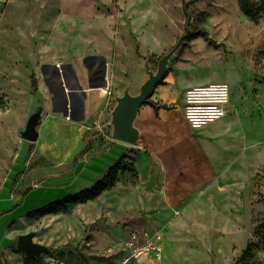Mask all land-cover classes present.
Listing matches in <instances>:
<instances>
[{"label":"rangeland","instance_id":"obj_1","mask_svg":"<svg viewBox=\"0 0 264 264\" xmlns=\"http://www.w3.org/2000/svg\"><path fill=\"white\" fill-rule=\"evenodd\" d=\"M183 1L0 0V264H120L134 232L159 233L164 245L129 264H234L252 241V262L264 264V0H254L256 21L238 0H198L188 12ZM183 35L140 109L138 142L116 140L117 98L139 94L146 63L156 73ZM36 54L37 69L74 58L106 91L85 147L97 167L91 182L122 156L137 175L120 174L98 202L29 220V210L76 191L47 179L23 192L37 166L20 133L41 80ZM155 105L172 109L157 117ZM29 233L49 251L20 250Z\"/></svg>","mask_w":264,"mask_h":264},{"label":"crops","instance_id":"obj_2","mask_svg":"<svg viewBox=\"0 0 264 264\" xmlns=\"http://www.w3.org/2000/svg\"><path fill=\"white\" fill-rule=\"evenodd\" d=\"M37 61L36 54L31 62L36 63V72L40 69L41 80L35 92L30 93L31 99L25 109L28 121L37 107L42 108L37 127L38 138L33 141L31 159L27 162L29 164L36 159L37 166L29 167L26 172V179L22 182L25 189L23 192L31 188L37 189L38 185L47 179H56L50 180L51 183L73 184L76 189L73 193H76L91 187L99 179L91 182L92 176L97 173V167L85 162L89 156L85 152V147L100 116L103 106L101 104L107 99V94L100 90L103 85L96 83L92 78L90 68L84 71L74 58L65 61L61 66L44 61L38 69ZM30 67L33 68L32 65ZM103 73L105 80V70ZM38 77L40 78V75ZM40 163L46 166L44 170ZM95 163L97 165V162ZM62 178L65 182L61 181ZM99 198L78 204L77 207L98 202ZM59 214L62 213L49 215Z\"/></svg>","mask_w":264,"mask_h":264},{"label":"water","instance_id":"obj_3","mask_svg":"<svg viewBox=\"0 0 264 264\" xmlns=\"http://www.w3.org/2000/svg\"><path fill=\"white\" fill-rule=\"evenodd\" d=\"M185 37L186 35H183L174 48L160 59L156 73L150 70L149 62L146 63L149 77L141 86L139 94L133 95L129 90H125L123 96L117 98V104L112 111L113 137L116 140L130 144L138 142L140 130L135 123L140 109L143 105L152 103L151 97L155 92L156 86L165 77L170 59ZM41 110L40 106L37 107L28 119L25 130L20 132L24 139L29 141L37 140V127L41 119ZM18 248L22 251L39 255L49 251L47 246L34 241V233L20 235L18 237Z\"/></svg>","mask_w":264,"mask_h":264},{"label":"trees","instance_id":"obj_4","mask_svg":"<svg viewBox=\"0 0 264 264\" xmlns=\"http://www.w3.org/2000/svg\"><path fill=\"white\" fill-rule=\"evenodd\" d=\"M198 0H184V9L188 12V6L195 3ZM239 5L245 15L252 20H257L261 13V6L259 1L254 0H238ZM207 35L208 33L205 32ZM190 35H194L189 34ZM170 110L171 107L155 105L156 116H159L161 109ZM107 173L102 178L96 181L91 187L82 189L76 193H69L63 198L51 201L45 205L36 209H31L26 213V217L29 220H36L49 214L69 213L75 209L78 204L87 203L89 201H95L106 190L113 188L119 181L120 174L129 173L131 175H137V168L132 161L126 160L122 156L115 164L106 168ZM258 246V242H250L241 256L236 260L234 264H250L254 261L255 250ZM255 264V262H252Z\"/></svg>","mask_w":264,"mask_h":264},{"label":"built area","instance_id":"obj_5","mask_svg":"<svg viewBox=\"0 0 264 264\" xmlns=\"http://www.w3.org/2000/svg\"><path fill=\"white\" fill-rule=\"evenodd\" d=\"M128 247L131 250V255L128 259L123 260L120 264H129L132 258H139L142 255H152L159 257L163 250V236L159 233L148 234L140 236L137 232H134L127 242ZM70 264V263H66ZM83 264V263H75Z\"/></svg>","mask_w":264,"mask_h":264},{"label":"bare ground","instance_id":"obj_6","mask_svg":"<svg viewBox=\"0 0 264 264\" xmlns=\"http://www.w3.org/2000/svg\"><path fill=\"white\" fill-rule=\"evenodd\" d=\"M104 92H106V91L104 90Z\"/></svg>","mask_w":264,"mask_h":264}]
</instances>
